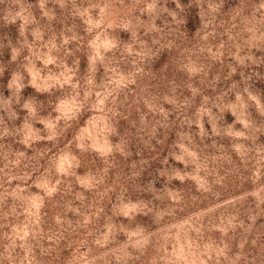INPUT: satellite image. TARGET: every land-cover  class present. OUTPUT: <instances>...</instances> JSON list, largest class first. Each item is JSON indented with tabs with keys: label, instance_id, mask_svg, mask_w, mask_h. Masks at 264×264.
I'll return each mask as SVG.
<instances>
[{
	"label": "rangeland",
	"instance_id": "obj_1",
	"mask_svg": "<svg viewBox=\"0 0 264 264\" xmlns=\"http://www.w3.org/2000/svg\"><path fill=\"white\" fill-rule=\"evenodd\" d=\"M0 264H264V0H0Z\"/></svg>",
	"mask_w": 264,
	"mask_h": 264
}]
</instances>
